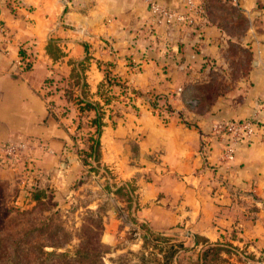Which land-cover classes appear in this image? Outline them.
Returning a JSON list of instances; mask_svg holds the SVG:
<instances>
[{
    "label": "crops",
    "instance_id": "crops-1",
    "mask_svg": "<svg viewBox=\"0 0 264 264\" xmlns=\"http://www.w3.org/2000/svg\"><path fill=\"white\" fill-rule=\"evenodd\" d=\"M148 1L174 10L183 5V0H0V21L13 38L8 49L0 48V180L11 179L18 167L3 147L27 143L33 146L34 175L42 181L54 171L51 178L64 188L85 174L81 160L65 150L76 130L70 122L74 112L61 119L49 111L52 100L64 103L62 84L56 99L46 96L49 77L79 80L77 97L100 105L122 88L121 99L132 96L125 110L115 114L116 103L113 111L102 108L99 164L111 175L112 188H133V217L155 231L184 227L212 243L233 230L234 239L263 251L264 130L223 161L228 137L213 129L232 120H264V0H207L209 24L198 30L158 23ZM219 1L239 13L245 23L240 36L212 19L211 4ZM232 44L251 55L241 78L246 82L200 111L194 93L216 71L228 79L221 66L229 63L225 53ZM156 98L159 106L153 108ZM166 106L190 123L165 113Z\"/></svg>",
    "mask_w": 264,
    "mask_h": 264
},
{
    "label": "rangeland",
    "instance_id": "rangeland-1",
    "mask_svg": "<svg viewBox=\"0 0 264 264\" xmlns=\"http://www.w3.org/2000/svg\"><path fill=\"white\" fill-rule=\"evenodd\" d=\"M211 6L212 19L215 22L220 23L235 36L242 34L245 23L237 10L234 11L231 5L222 1L214 2ZM225 54L229 63L221 67H225L228 79L223 78L222 70L216 71L209 84L196 89L194 94L200 104L195 108L200 111L208 109L220 94L227 91L235 93L246 82L241 78L246 76L249 68L251 55L248 50L232 44L227 47ZM57 79L60 80L58 77ZM78 82L77 79L68 80L62 84V89L70 87L69 90L76 93ZM111 82L110 80L109 83ZM119 89L123 93L124 90ZM121 93L104 98L102 108L110 111L111 106L116 103L112 109L114 108L115 114L120 115L119 112L125 110V106L122 105L127 106L132 97L128 95L127 100L121 99L124 97ZM64 94L65 91L60 96L64 103L58 100V103L52 102L49 106L61 119L66 115L65 112L69 118L74 112L70 122L75 121L76 130L71 135L77 137L80 142L81 133L77 134V126L82 122L84 133H89L91 128L87 126H90L91 118L89 114H85L81 121L76 106L67 103ZM75 99L77 102V98ZM26 145L27 149L21 152L20 158L17 157L18 167L15 175L11 179L0 180V264H10L6 262L8 257L24 261L22 264H28V261L32 263L36 258L42 260L41 264H46L45 260H49L47 264H77L75 261L77 250L85 245L97 247L100 242L99 250L103 264H163L166 262L168 247L176 242H183L189 248L194 247L196 240L204 244L205 238L196 239L195 235L184 227L155 231L148 224L137 221L130 209L131 187H125L124 190L118 189L117 186L112 188L109 184L111 175L100 164H96L93 158L87 160L85 174L81 179L72 184L68 183L64 188L60 187L58 182L60 180L55 181L51 178L50 175H53L54 171L46 172L43 175L45 179L41 180L42 186L47 188L46 195L42 198L43 201L32 202L35 196H29L26 189L27 185L32 186L36 183L32 173L35 172L33 167L35 161L31 158L32 144ZM78 146L82 148L84 143L80 142ZM233 237L232 230L227 235L223 234L219 241L232 242L233 245L245 250L247 255L253 254L254 259L246 260L244 256L236 255L229 257L226 264H264V250L256 252L249 247V242L242 243ZM18 243L21 246L17 247ZM200 249L201 247L198 248ZM42 252L66 254L67 257L53 259L54 257L42 255ZM172 261L175 264V259ZM176 264H187L184 254L180 255Z\"/></svg>",
    "mask_w": 264,
    "mask_h": 264
},
{
    "label": "trees",
    "instance_id": "trees-1",
    "mask_svg": "<svg viewBox=\"0 0 264 264\" xmlns=\"http://www.w3.org/2000/svg\"><path fill=\"white\" fill-rule=\"evenodd\" d=\"M27 67V66H26ZM108 82H110L109 76H107ZM66 81L59 80L57 78H51L49 77L45 82V94L48 98L54 99V97L57 96V92L60 91V88L58 89L59 84H65ZM81 82L79 81L78 84ZM70 88V87H69ZM69 88L65 89L64 99L69 104H73L76 106L77 111L80 114V119L83 118L82 116L85 114H90L92 111L96 113V116L94 118H91L89 120L88 128H91V131L89 133H84L83 129V123H79L77 126L78 134L81 133V140L80 142L84 143V147L80 148L78 144L80 142L77 137L74 135L70 136V143L66 147L67 153H74L83 165L85 166L88 159H95L96 164H99L100 162V149H101V143L100 138L103 133V127H104V118L105 113L102 110V106L99 103L91 102L84 97H77L76 93L73 90H69ZM77 98V102L76 99ZM159 98H156L155 101H151V104L154 108L156 106H159ZM54 102L53 100L49 102L48 104H52ZM107 102V100H105ZM108 104V103H107ZM200 104V101L198 102ZM51 114H55L53 110H49ZM160 116L163 121H165L164 114L161 113ZM165 113H168L172 116H177L180 120H183V122L189 124L190 121L184 113L178 112L175 109H171L170 107L166 106V109H164ZM82 114V115H81ZM55 116V115H54ZM82 121V119H81ZM71 124H74V121H71ZM93 130V131H92ZM205 143L202 144L203 150L205 149ZM74 150V151H73ZM13 159H15L14 156H12ZM17 159V158H16ZM8 164V163H7ZM33 176L36 179V183L31 185H27V194L29 196L34 195L32 202L38 203L44 196L46 195L44 186L41 184V178L38 175ZM125 187H131L130 185L126 186H120L118 189L124 190ZM133 188L131 187L129 193L131 194L130 203L133 201ZM40 193V194H39ZM41 195V196H40ZM43 201V200H42ZM103 229V228H102ZM93 231V229H92ZM97 231H99V228H97ZM198 239V237H196ZM19 242V241H18ZM146 244V242H145ZM21 246L19 243L17 244V247ZM100 246L101 242L98 244L97 247L93 246H84L82 249L76 251V263L77 264H103L102 255L100 254ZM201 247L200 250L198 248ZM165 259L166 262L163 264H173V261L175 259V264L178 262L180 255L184 254V257L187 259V264H226L229 261V257L231 256H244V258L247 259H254L253 254L247 255L245 250L240 249L239 247L232 244V242H210L207 239H205L204 244H200L198 240L195 241V246L192 248L186 247L183 242H176L175 244H172L168 247L166 251ZM42 255L46 257H54L53 259H64L67 257L66 254H56V253H45L42 252ZM49 260H45V263H49ZM6 262H10V264H22L24 261L19 260L18 258L14 257H8ZM42 260L40 258H36L32 263L28 261V264H41ZM60 264H67V263H60ZM69 264V263H68Z\"/></svg>",
    "mask_w": 264,
    "mask_h": 264
},
{
    "label": "built area",
    "instance_id": "built-area-1",
    "mask_svg": "<svg viewBox=\"0 0 264 264\" xmlns=\"http://www.w3.org/2000/svg\"><path fill=\"white\" fill-rule=\"evenodd\" d=\"M236 2L237 0H232ZM207 0H183L181 9H171L163 6L155 1H148V8L151 15L158 23L167 25H188L195 29H201L209 24L206 5ZM13 44V38L7 28L0 22V48L8 49ZM264 102V101H263ZM193 105L196 102H192ZM56 112V111H55ZM64 117L68 116L65 112ZM264 130V120L253 121L251 119L232 120L216 124L214 131L217 134L226 135L228 137L227 145L224 147L223 161L232 160L237 147L246 144L259 134V130ZM78 134V133H77ZM205 152H209L208 143L205 142ZM27 149L26 144L7 145L3 147V154L15 158H20L21 152Z\"/></svg>",
    "mask_w": 264,
    "mask_h": 264
}]
</instances>
